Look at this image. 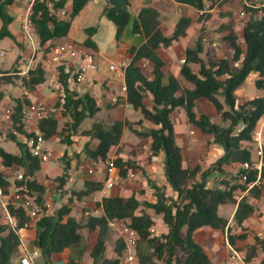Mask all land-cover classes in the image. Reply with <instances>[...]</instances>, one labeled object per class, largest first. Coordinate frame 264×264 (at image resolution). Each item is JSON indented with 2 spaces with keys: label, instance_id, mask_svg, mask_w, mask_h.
I'll return each instance as SVG.
<instances>
[{
  "label": "trees",
  "instance_id": "1",
  "mask_svg": "<svg viewBox=\"0 0 264 264\" xmlns=\"http://www.w3.org/2000/svg\"><path fill=\"white\" fill-rule=\"evenodd\" d=\"M14 0H0V39L14 38L9 29L13 16L8 9ZM89 0H33L30 5V18L38 48L45 54L49 53L57 43L55 39L65 37L71 27L74 17L81 11ZM177 3L189 5L201 10L206 0H174ZM48 3L50 5H48ZM126 10L110 5L106 0L101 10L114 27V39L120 42L125 28L129 25L132 33L139 34L143 42L130 45L127 48L129 60L122 65L124 84L126 87V102L138 110L142 118L134 123L141 124L142 120L152 125L144 131L135 130L127 120H114L108 125L98 121L92 122L88 129L82 131L87 136L81 152L90 159L105 160L110 149L119 144L125 127L133 130L137 135L148 138V147L152 155L163 153L162 175L164 186H159L150 178L147 184L153 189L150 198H141L135 192L128 196L102 195L94 202V208L83 207L84 221L77 220L72 214L71 202L99 191L103 187V179H86L83 188L71 189L66 202L57 205L50 214H42L38 218H31L26 208L18 204L13 197L15 188L27 197L44 206L47 185L38 179L35 172L41 167V160L33 156L12 132L2 134L0 139L14 141L19 153H11L0 146V198L3 197L9 214L14 217L15 226L0 214V264H12V256L20 245L18 230L33 226L35 236L32 240L39 250L44 264H50L51 255L73 244L82 242L85 234L82 231H95V239L89 250L91 262L86 264H121V255L125 244L115 233L113 256H105V243L112 236V221H121L132 227L137 234L134 253L137 264H216L212 262L202 246L194 239V232L201 227L227 230V242L234 249L245 250V261L249 262L261 252L260 263L264 262V238L253 236V241L245 248H239L238 243L245 241L246 229L242 223L255 210V204L245 195L237 198V191H247L253 198H259L264 178V165L260 170L252 167L253 158L250 145L253 144V134L257 124L264 116V95H253L237 98L234 91L246 81L251 73H255L253 84L258 90H264V6H248V15L243 22L241 38L228 29L222 39L231 47L229 57H219L205 62L200 53L202 42L198 38L194 47L184 49V62L179 68V75L184 83L173 74L165 75L164 61L159 55V48L168 47L172 41L186 35L192 22L188 15H181L171 34H165L160 28L159 11L149 5L142 4L135 14L130 11L128 1ZM209 8L214 7L208 5ZM65 9L63 16L58 15L59 9ZM261 12L260 15H256ZM97 25L84 28L86 37L82 44L96 49L91 36L96 32ZM146 60L148 73L144 72L140 61ZM192 64H197L194 69ZM17 68L16 75L22 86L29 92L45 84L46 68L40 61L30 66L24 73ZM56 76V100L54 105L60 109L62 125L56 113L38 116L36 128L27 131L25 128L26 104L28 98L16 97L12 105V128L25 136L34 135L37 130L43 138L49 139L61 133V141L71 144V136L76 132L80 123L86 117H92L98 110L96 98L88 91L77 92L70 86L69 72L64 65L54 64ZM8 69L0 68V79L10 82ZM186 84H190L187 86ZM2 92H0V96ZM222 97V101L220 100ZM150 97L151 105L147 104ZM205 98L215 108L220 122L212 121L206 114H197L194 110L196 99ZM176 108H182L186 120L198 131L211 137L212 142L221 146L222 152L207 167L200 165L183 166V150L175 141V133L171 113ZM223 123V124H222ZM264 151V144H263ZM64 155V154H63ZM77 158L79 154H76ZM119 169L121 177L136 164L131 159L121 157L113 159ZM248 163L244 168L241 164ZM68 160L60 175L54 177L56 183L53 191L56 195L64 193L63 188L68 168ZM226 166L231 170H226ZM22 169L21 178L15 173L12 181L8 178L10 169ZM218 182L209 184V176L213 172ZM229 171V172H228ZM8 173V174H7ZM243 176H245L243 178ZM134 179V178H133ZM252 184L251 186H249ZM166 186L169 187L165 195ZM63 190V192H62ZM143 193L142 189L138 190ZM55 194V193H54ZM235 203L233 213V227L227 225L228 219L219 215L221 204ZM99 208L98 214L90 210ZM85 211H88L85 213ZM156 215H160V222L165 230L157 228ZM154 228L151 232L150 229ZM65 264H81L79 260L70 258Z\"/></svg>",
  "mask_w": 264,
  "mask_h": 264
},
{
  "label": "crops",
  "instance_id": "2",
  "mask_svg": "<svg viewBox=\"0 0 264 264\" xmlns=\"http://www.w3.org/2000/svg\"><path fill=\"white\" fill-rule=\"evenodd\" d=\"M172 1L174 3H176L177 5H181L180 9L182 11V15L190 16L192 18V20L195 22V24H196L195 27L197 29H199V30L202 29V26H200L202 24V22H204L207 25L206 26L207 28L205 29L207 31L206 35L209 37L210 34H213L212 38H210V39H212L211 44L206 41L205 37L200 38V40H201L202 44L205 42V44H207V47H209V49L211 48V45H212L213 48L210 49V51H213L212 53H216L219 49L221 51V55L218 57H229L231 54V47H230L229 43L226 40L222 39V36L226 32H228V29L233 30L238 35L239 40L241 38L242 25H243V22L248 15V12H245L242 9H238V7L236 6L237 5L236 3L242 2V3H244V5L253 6L252 4L248 3L247 0H234L233 4H231L230 2H226L223 5H221L222 8L224 9V14H219L218 10L221 7L217 6V8H215V6H216L215 5L214 7L209 8L207 2H205L203 9L196 10V9L190 7L189 5L180 4V3L175 2L174 0H172ZM31 3H32V0H30L29 4H27L24 7V15L26 14V12L30 11ZM146 4H149L153 7H155L158 11H159L158 8H162V5H163L161 0L148 1V2H146ZM12 5H19V2L17 4V0H14L13 3L11 4V6ZM190 9H191V12H190ZM229 11H231L232 13H229ZM240 11H241V13H239ZM163 15H165V14H163ZM244 15H246V16H244ZM165 17L167 18L166 15H165ZM22 18H21V21H22ZM84 28L85 27L81 26L79 23L76 24V31L81 29L84 32ZM9 29L13 33L15 39H12L10 37H3V39L8 38L7 39L8 45L12 48L13 47H15L17 49L22 48V45H21V47H18V44L16 43L17 40L22 42L21 40L23 38V36H22L23 33L20 31L21 28L18 30H14L12 28V22H11L9 25ZM125 29L131 31L129 25ZM94 34L91 36L92 40L96 44V49H94V50L91 47H86L82 44V41L86 37V34H85V37L83 39H81V41H76L75 39H73L72 38L74 36L73 33L71 34L72 37H69V32L65 37L55 39L57 41H64V42L73 41V42H76L77 44L82 46L83 49L85 48L83 50L84 54H83L82 60H81L82 63L86 64L88 62H94L97 65L96 70L88 71L86 74H84L83 82H81L79 84H73L72 82H70V86L79 92L88 91V92H90V94H92L96 98L97 104L99 105L100 108L93 116H96V117L99 116L101 118L98 122L108 125V124L112 123L114 120H127V121H129V123L133 129L144 131L146 128L150 127L152 124L147 120H142L140 125L135 124L134 122L136 120L142 118L141 114H136L135 117H127V111L125 109V105H129V104H127V103L113 104L110 102V95L118 92L119 86L123 82V77L117 76L116 74L110 72L107 68L108 65L107 66L104 65V62L108 61V59H105L106 56L104 55L102 49L99 47L97 41L93 37ZM132 35L133 36H131L130 38H127V39H125V37L122 36L120 42L116 43V41L114 39V34H113V39L110 41L111 44H113L114 46L117 47L116 49L121 54V59L123 60L122 61L123 63L121 65L127 63L129 60L130 55L127 52V48L130 45L137 46L143 42V38L139 34L132 33ZM200 36H201V34H200ZM202 36H203V34H202ZM217 37L219 40L217 39ZM183 39H184V36L180 37L177 40L172 41V43L168 47H166L165 50H163L161 48L158 49L159 55H161V57L164 61L163 70L165 71V75L168 76L169 74H173L181 82H182V80H181V77L179 75V68H180L181 63L179 60L184 57V49L186 47H191L190 46L191 42L189 41V39L188 38H187V40H183ZM36 45H37V47H35L34 54L31 55V52H30L26 59L23 58V59H25V61H23V63L25 62V65L22 67L20 65V62H19V65L17 67L21 68L22 69L21 72H22V71H24L25 66L28 63L32 64V62H33V64H34L37 61H40L42 66L46 68V74L53 73L55 63H52L50 60V57H49L50 52L47 53L48 59L46 61H44V60L40 59V57H41L40 50L36 51L37 49H39L37 40H36ZM202 48H203L202 52H204V45H202ZM162 51L165 53H163ZM0 52L2 54L4 53L3 50H1ZM169 53L170 54L173 53V56L171 58H169V56L167 58V55ZM201 55H200V57H203ZM13 62H14V60H13ZM72 62L75 63L74 60ZM109 63H111V62H109ZM141 65L148 68V64H147L146 60H144V59H141ZM192 67L194 69H196L197 64H192ZM165 68H166V70H165ZM255 76H256L255 73H251V75L248 78L249 80L247 79L248 82L250 83V85H254L253 80H254ZM186 85L190 86V84H186ZM44 87H46V86H44V84H43V85L38 86L32 92L28 91L27 97H29L30 99L35 97V98H40L42 100L43 99H50L51 100L53 98V95L48 94V92H44ZM254 87L251 88L250 91H248V88L244 87L243 83H242L241 85H239L237 87L236 92L235 91L234 92H235L237 98L245 97L246 95H259V94L263 95L264 94V90H258V89H256V87L255 88ZM94 88H97V91H95ZM38 90H39L40 94L36 93ZM13 91L16 92L15 89H13ZM26 91H27V89H26ZM10 95H14V93L11 94V92L9 91V88H7V90L4 93H2V95L0 96V117H2V118H3L4 109L6 107L10 106L11 105L10 103L13 102L10 99ZM42 95H44V97H42ZM147 99H148L147 104L151 105L150 97H148ZM180 109H182V108H176L173 110V112L171 113V119H172V123H173V130L175 133V140H176V138H180V140L182 142V150H183V157H184L182 165L184 167L185 166L190 167V165L193 162H195L194 166L200 165L202 168H205L218 155L221 154L222 148L217 143L212 142L211 137L201 133L197 129H196L197 131L195 129L189 130V134H190L191 138H189V142H188L187 136L185 134V124L183 123L186 115L180 113ZM194 110L197 114H200V113L208 114L211 110V103L205 98H198L195 101ZM173 113H175V114L173 115ZM215 114L217 115V112ZM37 118L38 117H36L35 119H33L31 121L32 127L30 129H32V130L35 129L34 127H36ZM173 119H175L178 123L176 124ZM132 123H134V124H132ZM4 125L6 126L7 124L5 123ZM25 128H27L26 124H25ZM0 132H3L1 130V128H0ZM55 136L56 135L45 140V146L47 148L50 147L49 143L50 144L53 143L56 147V150H53V151L49 150L50 151L49 156H52L53 154H54V156L57 155L58 151H59V156L62 155V152H64V151H66L67 155H70V153L72 151L71 145L67 146V145L63 144L59 139L56 141L54 139ZM128 136H130V137H128ZM135 137H140V136L137 135L130 128L125 127L123 130L122 137H121L119 144L110 149V151L108 153L109 156L107 159H113L116 157H121L123 160H126V159L133 160L134 163L136 164V167H131L128 170L134 171L135 177H137L138 180H137V178H134L133 179L134 182L132 181V183L129 182L128 180H123V179L120 181H116L114 183V185L111 188H109L110 190H112L109 195L128 196L132 192L136 191V194L138 196H140L141 198H143V197L150 198L152 196L151 194H152L153 189L147 184V178H150L157 185H159L160 183L165 184V181H164L163 175H162V165H161L162 160H163V156H161V154L163 155V153L159 152V153H157V155L149 154V147H148L149 139L141 137V141L138 143L134 139ZM1 138L3 139V137H1ZM2 139H0V140H2ZM184 146H187V148H185ZM80 149L76 150L81 154L78 158L68 157L66 159L69 162L68 163V170L66 171V173H67L66 181H65V184L63 186V188L66 191L61 194V197H60V195H56V194H54V195L53 194H51V195L46 194L45 197H46L47 201L53 200L54 202H57V205H58V200L60 198H62L61 201L66 202L67 200L64 201V198L65 197H66L65 199L68 198V196L70 195V190L71 189L79 190V189L83 188L84 180H86V179H100V180H102L104 178V176H105L104 165H102L101 163H98V164H96L94 171L93 170L91 171L89 169V166H90L89 161H88L89 158L87 156H85L84 153L80 152ZM16 153H19V151H17ZM252 158H255V157H252ZM49 161H50L49 157L47 160L41 161L40 169L35 172V175L38 179H41L40 178L41 173H42L43 177L46 175H48L49 177L50 176L54 177V176L60 175L62 173L63 166H59L60 162L58 160H55V161L53 160L52 162H49ZM13 170L18 171V169H10L9 173L11 174ZM226 170H231V169L228 168V166H226ZM118 171H119V169H118ZM45 172L47 174H45ZM156 173H158V174L156 175ZM218 175H219V173L216 171L211 173L209 176V180H210L209 183L212 182V179ZM160 178H161V180H160ZM158 180H160V181H158ZM47 181H48V179H47ZM51 185H48L47 187H51ZM167 188L169 189L168 186H166V190H167ZM104 189H106V188L102 187L101 190L96 191V192L89 194L87 196H84L81 199H78V200L73 199V201L71 202L72 214L74 216L76 215L75 217H77L78 213H79V215H81L82 211H83L82 210L83 207H89V206H82L85 203H87L89 205L92 204V206H94L95 200H98L102 195H104V193H103ZM139 189L144 190L143 193L142 192L139 193L138 192ZM62 192H63V190H62ZM167 192L169 193L171 191L167 190ZM96 193H98V194H96ZM227 204H230L231 206H226ZM92 206H91V208H92ZM235 208H236L235 203L221 204L218 207V213H219V215H221L223 217H225V214H228V216L225 218L228 219V222L233 221V213H234ZM77 211H78V213H77ZM86 212H88V211H85V213ZM99 212H100L99 208H95L94 210H90V213H94V214H98ZM258 218L254 215H251L248 219L243 221L242 225L243 226L248 225V227L250 229H254L256 231L255 232L256 235L263 237L264 232L261 230V228L258 227V225H259L258 222H260L258 220ZM156 220H158V219L156 218ZM160 221L161 220H158L157 227L162 229V230H165L164 225ZM119 222L120 221H116V223H118V224H119ZM229 227H233V224L229 225ZM233 230H234V227H233L232 231ZM225 231H227V230L225 229V230L221 231V230L213 229L210 227H201V228H198L194 232V239L202 246L203 250L205 251V253L209 257V259L216 264H229V262H228L229 248H228V245H227V242L225 239V235H224ZM18 234H19L21 242H20V245H19L17 251L12 256V264H18L19 257L25 251L29 252V254L33 257L32 252L35 251V249H36V247L34 246V244L32 242V240L35 236V229L33 226H27V227L20 228L18 230ZM84 234H85V239L82 242L73 244V245L57 252V254L55 252L52 253L51 261H52V258L55 259V257H57L58 260H56V263L61 261L62 264H65V262L70 258L79 260L81 264L90 263L91 257L89 255V250L91 248V245L94 242L96 233H95V231L89 232L86 230V231H84ZM199 239L201 240V242L198 241ZM245 241H246V243L247 242L251 243L250 235L247 234ZM111 256H113V255H111ZM40 258H42V257H40ZM42 261H43V259H42ZM252 261L253 260L246 262V264H250ZM236 264H241V263H236Z\"/></svg>",
  "mask_w": 264,
  "mask_h": 264
},
{
  "label": "rangeland",
  "instance_id": "3",
  "mask_svg": "<svg viewBox=\"0 0 264 264\" xmlns=\"http://www.w3.org/2000/svg\"><path fill=\"white\" fill-rule=\"evenodd\" d=\"M29 1L30 0H17V4L19 2V5H12V6L9 7L8 11H9V13L11 15H13V18H14L13 21H12V28L14 30H18V29L21 28V23H22L21 18L24 15V7L27 4H29ZM233 1L234 0H206L208 5H213V6L216 5L215 8H217V6L221 7L218 10L219 14H224V9L222 8L221 5H223L226 2H230L231 4H233ZM247 1H248V3L252 4L253 6H258V7L259 6H264V0H247ZM161 2L163 3L162 8H158L159 9L160 28L162 29V31L164 33L169 35V34H171L172 30L174 29V26H175L176 22L178 21V19L182 15V11L180 9L181 5H177L172 0H161ZM105 3H106V0H98L97 3H93V2H91V0H89L85 4L84 8L79 12V14H77L74 17V19H73V21L71 23V28L69 30V37H72L71 36L72 33L74 34V36L72 38L75 39L76 41H81V39H83L85 37V33L83 32V30L80 29V30L76 31V24L77 23H79L83 27L97 25V30H96V32H95L93 37L97 41L99 47L102 49L104 55L106 56L105 59H108V61L104 62V65L107 66L109 64V62L117 64V65H121L123 63L122 62L123 60L121 59V54L116 49L117 47L114 46L113 44H111V42H110L113 39V34H114L113 24L105 16L101 15V10H102L103 6L105 5ZM236 4H237L236 6L238 7V9H242L243 11L247 12L246 9H245L246 7H248L247 5H244V3H242V2L241 3H236ZM141 5H142V3H132L130 5V11L132 12V14H135L138 11V8ZM190 12H191V9H190ZM229 13H232V12L229 11ZM239 13H241V11ZM260 13L261 12H257L256 15H260ZM163 14H165L167 16V18ZM244 16H246V15H244ZM195 26H196V24L192 20L190 26L188 27V29L186 31V35L184 36L183 40H187V38H188L189 41L191 42L190 46L194 47L198 38L200 39V38L205 37L206 41L211 44L212 39H210V38H212L213 34H210L209 37L206 35L207 31L205 29L207 28L206 27L207 25L204 22H202V24L200 25V26H202V29H200V30L197 29ZM20 31L22 32V30H20ZM200 34H201V36L203 34V36L201 37ZM22 36H23V38L21 40L22 42H20L18 40L16 42L18 44V47H21V45H22V48H19V49L15 48V47H13V48L10 47L8 45V40H7L8 38L7 39H3V38L0 39V51L1 50L4 51L3 54H0V67L2 69H8L9 72H10L9 76H11L10 77L11 78L10 82L5 81L3 79H0V84H1L0 85L1 86L0 87V92L4 93L7 90V88H9V91L11 92V94L14 93V95H10V99H11V101H13V102L10 103L12 105H14L13 103H14V100H15L16 97L28 98L30 100V104H35V105H38V103L42 104V106H43L42 108H36L35 111H29L25 115L24 120H25V124L27 125V128H26L27 131H32V129H30V128L32 127L31 121L33 119H35L39 115L48 114V113H54V112L56 113L55 115H57V117H59V120H60L59 124L61 126L63 123H62V117L59 115L60 109H58L54 105V102H55L54 100H56V91H58V89L56 88V76H57V73H55V71H54L53 73L46 74V78L47 79H46L45 84H44V86H46V87H44V92H48V94L53 95V98L51 100L50 99H43L42 100L40 98H35L34 97V98L30 99L29 97H27L26 94H24V90H26V88H24L22 86V83H21V81H20V79L18 77L19 75H16L15 71H13V70L18 68L17 66L19 65V62H20V65L23 67L25 65V62L23 63V61H25V59L28 57L29 53L33 50V47L34 48L37 47V45H36V37L35 36L32 37V41L29 40L28 38H26L23 34H22ZM122 36H124L125 39H127V38H130L133 35H132L131 31L125 29L123 34H122ZM217 39H218V37H217ZM56 42L57 43L58 42L62 43L64 41H56ZM203 45H204V52H201L200 55L202 54L201 56H203L202 58H203V60L205 62L213 61V60L217 59L218 56L221 55V51L219 49H218V51L216 53H212L213 51H210V49L213 48L212 45H211L210 49H209V47H207V44H205V42L203 43ZM162 49L165 50V48H162ZM39 50H40V54H41L40 59L46 61L48 59L47 58V54H45V52L42 51V48H39L36 51H39ZM163 53H165V52H163ZM168 56H169V58H171L173 56V53H171V54L169 53L167 55V58H168ZM23 58H25V59H23ZM13 60H14V62H13ZM140 63H141V61H140ZM28 64H30V66H32L33 62H32V64L31 63H28ZM142 67L145 69L144 72L147 74L148 73V68H146L145 66H142ZM165 70H166V68H165ZM181 80H182V83H184L183 79H181ZM248 80L243 82V86L248 88V91H250L251 88L254 87V85H250ZM13 89H15L17 93L15 91H13ZM94 89H95V91H97V88H94ZM236 90H237V88L235 89V92H236ZM27 92H28V90H27ZM77 92H79V91H77ZM36 93L40 94L39 90ZM250 96H253V95H246L245 97H241L240 99H242V98L244 99V98L250 97ZM42 97H44V95H42ZM219 98L222 101V97L219 96ZM30 104H26V105H30ZM125 109L127 111V117H135L136 114H140L138 110L133 109L129 105H125ZM180 113L185 114L183 109H180ZM215 113H216V110L213 107V105L211 104V110L206 115L212 121L220 122V119H219L218 115H216ZM174 114L175 113H173V115ZM100 119L101 118L99 116L98 117H96V116L86 117L80 123V126L77 128L76 132L71 136V138H72V143L71 144L67 145V144L63 143L61 141V138H62L61 133L57 134L54 139L56 141L59 139L63 144H65L67 146L71 145L72 151H71L70 155H67L66 151H64V152H62V155H60V156H59V151H58L57 155L54 156V154H53L52 156H49V159H50L49 162H52L53 160L54 161L58 160L60 162L59 166H64L65 163H66V159L68 157L77 158L76 154H79V156H80L81 154L78 151H76V150H79L83 146V144L88 140L87 136L82 134V131L85 130V129H88L91 126L93 121H99ZM173 120H174V122L176 124L178 123L175 119H173ZM183 123L185 124V134L187 136V141L189 142V138H191L190 134H189V130H191V129H195L196 130V128L191 126V124L186 120V117L184 118V122ZM4 124H5V120H4V116H3V118L0 117V128L3 131L2 133L6 134L9 130H7V127ZM132 124H134V123H132ZM135 124H137V123H135ZM104 125H106V124H104ZM257 125H258L257 126L258 128L256 129L257 131L260 128H262V142L264 144V116L262 117V119L259 121V123ZM34 128H36V127H34ZM255 132H254L253 136L255 135ZM2 137H4V136H2ZM128 137H130V136H128ZM134 139L138 143L141 141V137H135ZM175 141H176V143L179 146L182 147V142H181L180 138H176ZM0 146H2L5 150H7V151H9L11 153H16L17 151H19L16 143L14 141L10 140V139H4L3 138L2 140H0ZM49 146H50L49 147L50 149L48 148V150H52V151L56 150V147H55V145L53 143H51V144L49 143ZM184 147L187 148V146H184ZM250 151H251L252 157H255V155H256V153H255V144H251L250 145ZM80 152H81V149H80ZM161 156H163V155L161 154ZM194 163L195 162H193L190 165V167L194 166ZM263 165H264V160H263ZM95 167H96V165H91L90 164L89 169L91 171L92 170L94 171ZM17 169H18L17 172H19V173L22 172V169H20V168H17ZM67 170H68V168H67ZM17 172H16V170H13L11 174L7 173L8 174V178L12 181V179L15 176V173H17ZM45 174H47V173L45 172ZM157 174L158 173H156V175ZM40 176H39L41 178L40 180L42 182H44L47 186L51 185L53 183H56L55 182L56 180L54 179L55 176L54 177H51V176L49 177L48 175H46V176L43 177L42 173L40 174ZM218 176H221V175L219 174ZM215 177L212 179L213 183L212 182L209 183L210 185L214 184L215 182H218L217 181L218 178L217 177L215 178ZM134 178H137V177H134ZM47 179H48V181H47ZM123 180H125V179H123ZM137 180H138V178H137ZM160 180H161V178H160ZM160 180H158V181H160ZM116 181H120V180L117 179ZM128 181L132 183L133 178L129 179ZM159 185L160 186H164L162 183H160ZM53 189H54V187H49L48 195L53 194V193L57 194V192H54ZM167 190H169V189L167 188ZM111 191L112 190H110L109 188L108 189L106 188V189L103 190V193H104V195H109ZM96 194H98V193H96ZM236 194H237V198H240L242 195H245L246 198L250 202L255 204V210H254L252 215L256 216L257 218L259 217L258 220L260 222H258L259 223L258 227L261 228V230L264 232V178L262 180V190H261L259 198H257V199L253 198L252 196L249 195V193H247V191H243V192L242 191H237ZM65 198H64V201L67 200ZM61 199L62 198H60L58 200V204L63 202V201H61ZM56 206L57 205H55V207ZM82 206L91 207L92 204L89 205V204L85 203ZM226 206H231V205L227 204ZM92 208H94V207H92ZM77 213H78V211H77ZM227 216H228V214H225V217H227ZM75 218L77 220H81V221L85 220V218L83 219V217H81L79 215V213L77 214V217H75ZM156 218L158 220H160L161 216L160 215H156ZM158 220L156 221V226L158 224ZM227 224H228V222H227ZM233 225H234V221H233ZM242 227H243L242 228L243 230L246 229L245 233L250 235L251 242H252L253 241V236L256 235V233H255L256 231L254 229H250L248 227V225H246V226L242 225ZM82 231L83 232L86 231V228H83ZM111 232H112V236L110 238H108L106 243H105V246H106L105 247V256L114 255V251H113L114 238H115V233H117V232H116V230L113 227H111ZM224 235H225V239H226V242H227V238H226L227 231L224 232ZM256 236L260 237L259 235H256ZM261 238H264V236L261 237ZM198 241L201 242L200 239ZM247 244H250V242H247V243H246V241L239 242L238 246H239V248H245ZM241 250L245 253V250H243V249H241ZM258 252H259V255H257L256 258L251 259L253 261L250 264H264V262L260 263L259 260H260V258L262 256V254H261L260 251H258ZM55 253L57 254V252H55ZM32 254H33V257H31V258H32V261H33L34 264H44V261H42V258H40L42 256H41V254H40V252H39V250L37 248L35 249V251L32 252ZM56 260H58L57 257H55V259L52 258V261H50V264H62L61 261L56 263Z\"/></svg>",
  "mask_w": 264,
  "mask_h": 264
},
{
  "label": "built area",
  "instance_id": "4",
  "mask_svg": "<svg viewBox=\"0 0 264 264\" xmlns=\"http://www.w3.org/2000/svg\"><path fill=\"white\" fill-rule=\"evenodd\" d=\"M131 3H142L146 4L148 1L152 0H127ZM93 3H97L98 0H91ZM48 5H50L48 3ZM58 15L63 16L65 14V9H59L57 11ZM21 30L23 35L32 41V37L34 36L33 29H32V21L30 18V11L26 12V14L22 18L21 23ZM85 49V48H84ZM83 47L77 44L73 41H66V42H58L54 45L53 49L50 51V59L52 63L55 64H62L64 65V70L69 72V82H72L73 84H79L83 82L84 80V74H86L88 71H94L97 68V65L94 62H88L86 64L82 63V56L84 54ZM35 48L33 47V50L31 51V55L34 54ZM0 54H2L0 52ZM75 61L73 63L72 61ZM180 63L184 62V58H181ZM30 67V64H27L25 66L24 71L21 73H24L28 68ZM108 70L117 76L123 77V69L122 65H117L114 63H109L107 66ZM24 94L28 96V92L25 90ZM110 102L113 104H123L126 103V87L124 84V81L119 86V90L117 93L110 95ZM42 104L38 103V105L30 104L25 105L24 111L25 114H27L29 111H35L36 108H42ZM12 104L8 107H6L3 111V116L5 123L7 124V130L12 132L14 135H16L21 141L25 142L28 151L33 155L37 156L41 161H45L48 159L50 155V151L45 146V139L39 133L37 130H35L34 135L25 136L21 133H18L12 128L11 123V112H12ZM253 144H255V158L252 162V167L260 170L263 166V160H264V151H263V142H262V128H260L258 131L256 130L255 135L253 137ZM143 148V147H142ZM149 154H151V151L149 150ZM114 159V158H113ZM113 159H88L89 164L96 165L98 163H101L104 165V172L105 176L103 178V187L104 188H111L117 179L122 180H129L135 177V173L132 170H128L126 176L123 178L119 174L118 167L114 164ZM242 167L248 168V163L241 164ZM245 176H243L244 178ZM17 178H21V173L17 174ZM250 184L249 186H251ZM20 187H17L13 191V197L14 200L19 204H22L26 208V213L31 218H38L42 214H50L54 211L55 205H57V202L47 201L45 200L44 206L39 205L34 201L33 197H27L23 193L19 191ZM49 187H46L45 194H48ZM1 194V192H0ZM168 192H165V195H168ZM51 195V194H50ZM54 195V193H53ZM0 214L8 220L12 226H15V220L14 217H12L7 209L6 203L2 198H0ZM233 221L228 222V226L232 225ZM112 227L117 232V235L122 238L125 249L122 252L121 255V264H137L136 256L134 253V245L136 243L137 234L136 231L127 225L126 223L119 222L116 223V221H112L110 223ZM151 232L154 231V228L150 229ZM229 253H228V262L229 264H246L245 262V253L242 250H237L231 247L228 243ZM32 256L29 254V252L25 251L22 253V255L19 257L18 264H34L32 261Z\"/></svg>",
  "mask_w": 264,
  "mask_h": 264
},
{
  "label": "water",
  "instance_id": "5",
  "mask_svg": "<svg viewBox=\"0 0 264 264\" xmlns=\"http://www.w3.org/2000/svg\"><path fill=\"white\" fill-rule=\"evenodd\" d=\"M110 5L126 10L128 8L127 0H107Z\"/></svg>",
  "mask_w": 264,
  "mask_h": 264
},
{
  "label": "clouds",
  "instance_id": "6",
  "mask_svg": "<svg viewBox=\"0 0 264 264\" xmlns=\"http://www.w3.org/2000/svg\"><path fill=\"white\" fill-rule=\"evenodd\" d=\"M33 1V0H32ZM123 81H124V78H123ZM127 103V102H126ZM115 221H117V220H115ZM112 227V226H111ZM114 228V227H113Z\"/></svg>",
  "mask_w": 264,
  "mask_h": 264
}]
</instances>
